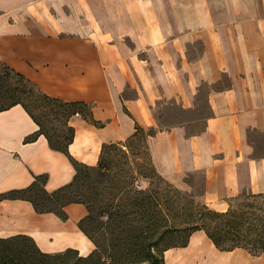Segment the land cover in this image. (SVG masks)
Instances as JSON below:
<instances>
[{"label":"crops","instance_id":"obj_1","mask_svg":"<svg viewBox=\"0 0 264 264\" xmlns=\"http://www.w3.org/2000/svg\"><path fill=\"white\" fill-rule=\"evenodd\" d=\"M0 61L48 96L85 102L92 120L74 115L68 145L94 166L102 146L124 142L136 124L158 173L226 211L246 191L264 194V0H0ZM209 112L199 131L161 125L162 103ZM20 105L0 111V193L47 174V191L75 174L68 155ZM66 219L38 213L25 199L0 200V237L30 236L43 252L67 248L85 256L93 242L79 228L83 203ZM165 264H264V251L219 250L204 230L164 250Z\"/></svg>","mask_w":264,"mask_h":264},{"label":"trees","instance_id":"obj_2","mask_svg":"<svg viewBox=\"0 0 264 264\" xmlns=\"http://www.w3.org/2000/svg\"><path fill=\"white\" fill-rule=\"evenodd\" d=\"M0 72V98L9 99L6 103L0 102V111L20 104L38 126L25 141L44 135L51 148L68 155L75 169L72 180L53 191L45 188L47 174H37L27 187L0 193V200L25 199L36 212H53L63 220L67 218L64 210L67 204L83 203L87 213L78 226L94 244V249L82 256L73 248L43 252L25 234L0 237V264H165L164 250L186 245L190 233L198 229L204 230L219 250L243 248L254 256L264 251V219L258 212L260 209L252 204L216 211L203 202L186 199L184 213H181L178 204L169 206L166 201L160 202L157 188H136L139 170L135 169L132 175L111 171L117 162L107 159L110 152L118 150L128 158L137 139L145 145L150 157L147 139L155 134V128L136 124L134 133L126 141L102 146L96 165L84 164L68 152L74 136L70 120L78 114L94 122L90 106L81 101L66 102L48 96L2 61ZM11 76L17 77L19 83L6 86L5 80ZM47 122H59L61 127L47 126ZM148 168L150 183L152 177L161 179L178 194L177 188L158 173L151 158ZM184 231L183 241L159 248L165 236Z\"/></svg>","mask_w":264,"mask_h":264},{"label":"rangeland","instance_id":"obj_3","mask_svg":"<svg viewBox=\"0 0 264 264\" xmlns=\"http://www.w3.org/2000/svg\"><path fill=\"white\" fill-rule=\"evenodd\" d=\"M16 82H18V79L15 76H11L5 80L6 86H8V84L14 86ZM27 85L30 86L29 84ZM1 95L2 92L0 91V96ZM8 100L9 99L7 98L4 100L0 98V102L3 101L4 103H6L8 102ZM208 113L209 112L205 109L204 105H199L191 109H184L175 102H167L162 103L158 107L156 115L158 116V119L162 126L170 125L175 122H185V125L188 128L187 132L193 133L199 131V129L203 127L204 119ZM53 125L61 127V124L59 122H47V126ZM142 137L143 134L140 137L141 140H143ZM107 159H114V161L117 162V165H115L111 169L112 172H121L126 173L127 175H132L134 174L135 169L139 170L140 173L136 175V177L138 178L136 182V188H157L159 195L161 196L160 202L163 203L164 201H166L169 206H173L172 204L176 206L178 204V206H180L179 210L181 211V213H184V201L186 202V199H193L195 202H202L192 191L182 190L173 185V187L177 188L178 190L177 194L173 189L171 190V187L166 185L165 182L161 179L152 177L153 179L150 183V177H148L151 176V170L148 168L150 165V157L145 145L138 139L134 141L133 149L129 151L128 158L122 156L120 151L113 150L110 152ZM166 191H169V193H166ZM242 204H252L257 210L260 209V211L258 212L264 219V194L257 196L243 191L238 196L230 200L229 207L238 208V206ZM183 216H185V214H183ZM185 232L186 231L182 232L181 234H172L165 236L162 239L163 241L161 240L160 244H158L159 248L164 247V245L179 243L183 241V239L185 238Z\"/></svg>","mask_w":264,"mask_h":264}]
</instances>
